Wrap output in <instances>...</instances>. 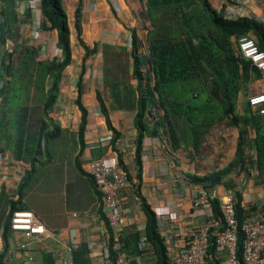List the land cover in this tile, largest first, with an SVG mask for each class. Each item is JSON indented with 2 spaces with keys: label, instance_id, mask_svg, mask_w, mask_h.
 Instances as JSON below:
<instances>
[{
  "label": "trees",
  "instance_id": "obj_1",
  "mask_svg": "<svg viewBox=\"0 0 264 264\" xmlns=\"http://www.w3.org/2000/svg\"><path fill=\"white\" fill-rule=\"evenodd\" d=\"M15 2L0 0V152H8L29 169L20 182L18 200L8 201L10 209L2 225L4 248L0 253V264H7L5 255L12 231V214L27 210L22 202L24 190L37 169L51 162L50 144L61 137V128L54 124L51 113L59 98L63 72L71 62L70 30L62 0H40L41 28L56 32V48L61 51L60 59L51 60H40L39 45L30 44L23 38L24 21L20 19ZM143 3L144 15L149 21L143 42L132 31L130 53L126 55L125 50L120 49L111 57L114 62L106 56L104 75L107 86L110 84L114 91L111 95L116 108L135 111L136 191L139 192L142 176L144 134L161 136L171 150L184 151L193 161L208 151L205 139L220 123L238 130L234 157L220 171L203 177L191 176L193 185L211 195L210 190L216 185L229 187L222 180L230 172L253 164L257 183L264 186V114H259L248 103L249 91L260 81V74L237 50L238 40L248 37L264 51V25L248 17L227 18L224 11H217L208 0H143ZM25 18L30 20L29 12L25 13ZM74 29L78 43L84 49L77 84L80 88L85 61L95 50H90L80 38L79 7L75 10ZM143 44L147 57L142 52ZM131 79L136 82L134 87L130 84ZM241 99L242 112L239 114L237 106ZM98 102L107 127L116 137L100 95ZM75 104L80 112L78 140L81 153L87 110L82 105L80 91ZM250 130L254 132L253 138H250ZM249 151L255 152L252 162ZM118 162L125 169L121 161ZM75 167L80 174L89 176L82 169L79 157L75 159ZM89 178L95 187L93 179ZM96 193L98 213L108 232L106 241L111 264H116L119 253L125 254L133 264L139 256L146 258V264H171L165 240L159 233L157 215L144 198L138 194L139 206L146 218L143 234L133 227H126L115 238L105 218L103 197L97 190ZM233 198L237 263L243 264L241 226L248 219L240 205V196L236 194ZM210 203L212 218L222 229L219 201L213 198ZM213 232L209 236L205 261L206 264H222L224 257L217 251ZM142 235L148 243L144 251L138 247ZM115 245L118 248H114ZM82 249L84 253L76 251L75 264H90L87 245ZM44 257L49 260L44 264H53L50 255Z\"/></svg>",
  "mask_w": 264,
  "mask_h": 264
},
{
  "label": "crops",
  "instance_id": "obj_2",
  "mask_svg": "<svg viewBox=\"0 0 264 264\" xmlns=\"http://www.w3.org/2000/svg\"><path fill=\"white\" fill-rule=\"evenodd\" d=\"M208 1L217 11H224L230 0ZM62 6L70 30L71 62L63 72L59 98L52 112L54 124L61 128L60 142L58 139L55 147L50 144L51 162L37 169L22 197V202L27 207L26 211L34 215L46 232L42 236L26 240L21 232L11 231L5 255L7 264H26L29 259L30 264L48 263L49 260L44 255H50L53 264H75L77 250L84 253L82 248L89 241H94L96 248H99L101 242L106 239L108 232L98 213L99 200L96 189L89 176L77 171L75 167L77 157L85 173L86 162L89 160L101 158L120 160L128 176L127 186L119 193L127 227L138 230L145 226L146 218L139 206V194L152 209L156 208L158 215L161 216L158 219V228L164 238L166 230L170 228H180L184 230L180 233L185 235V229L202 225L207 221L208 213L192 206V190L200 186L193 185L191 176L203 177L224 169L235 153L238 130L224 123L217 124L210 130L205 139L208 151L201 153L193 161L188 153L171 150L161 136L152 137L144 134L141 153L142 176L137 192V171L134 164V142L137 135L134 127L135 111L116 108L111 95L114 91L110 88V84L107 86L102 80L101 64L106 56L107 60L114 62V58L111 57H114L113 54L118 53L120 49L125 50L126 55L130 53L132 31H135L143 42L145 28H149V21L144 15L143 0H62ZM77 7L80 8V38L90 50H95L94 54L85 61L80 88L77 84L81 74L84 49L78 43L74 29ZM249 9L250 7L244 10L246 15L250 12L247 11ZM251 9L255 15L261 10L258 2L252 3ZM25 13L19 12L24 27L29 25ZM48 32L54 33V36L43 35L40 40L42 53L39 54V59L49 60L47 58L50 54L51 59H60L61 51L56 48V32ZM50 42L52 44L48 45ZM52 45L55 50L51 48ZM105 47L108 50H105ZM144 50L143 44L142 52L146 54ZM145 56L147 57V54ZM135 83L133 79L130 80L133 87ZM256 86L261 89L259 93L264 92V84L261 81H258ZM79 91L82 105L87 110V124L81 153L78 140L80 112L75 104ZM98 95L105 106L107 118L116 131V137L106 125V117L98 102ZM237 112L239 114L242 112L241 100ZM253 137L254 132L250 130V138ZM64 143L70 146L68 156L74 165L69 177L63 173L62 166L58 164L61 155L65 156L62 154L63 149L60 150V145ZM249 158L250 162L255 159L254 151H249ZM28 169V165L15 161L8 152H0V253L4 248V240L1 237L2 225L10 209L8 201L18 200V188ZM257 180L254 165L247 164L242 169L230 172L222 180L229 185L227 189L223 184L216 185L210 190L211 195L220 197L225 192H229L234 197L238 194L246 218L264 220V186L258 184ZM36 192L45 215H41L30 205V196ZM184 215L187 219L181 222ZM184 237L175 236L172 241L165 242L168 255ZM57 254H60L62 259L57 258ZM144 260L146 258H142V263L146 264ZM262 264H264V252Z\"/></svg>",
  "mask_w": 264,
  "mask_h": 264
},
{
  "label": "built area",
  "instance_id": "obj_3",
  "mask_svg": "<svg viewBox=\"0 0 264 264\" xmlns=\"http://www.w3.org/2000/svg\"><path fill=\"white\" fill-rule=\"evenodd\" d=\"M16 10L20 13L29 12L31 32L29 39L32 42H40L46 31L41 28V7L40 0H15ZM229 5L224 8L227 18H253L264 25V0H230ZM258 2L260 13L255 15L252 11V3ZM248 15L244 12L249 8ZM47 44V42H46ZM41 46V44H38ZM237 50L240 55L249 60L260 74V81L264 84V51L260 50L256 41L252 38L242 37L237 42ZM42 53L40 47L39 54ZM249 105L258 110L259 114H264V94L257 93L248 97ZM86 173L93 179L96 190L103 197V211L107 223L115 238L127 227L124 217V209L119 193L128 184L126 170L120 165L118 159H95L86 162ZM191 203L195 209H203L208 213V219L202 225L185 229V235L181 234L180 228H170L164 234L165 242H170L175 236H185L182 242L177 245L173 252L169 254L171 264H206V257L209 248V236L214 231L217 251L224 257L222 264L237 263V222L235 219L234 198L229 192L222 196L206 194L200 187L193 188ZM217 198L220 211L223 217L222 229L212 218L210 199ZM157 218L156 208L154 209ZM160 217V218H159ZM181 222L187 216L181 218ZM11 230L21 232L24 239L29 240L45 234L44 226L36 220L34 215L28 211H15L11 217ZM189 227V226H186ZM244 238L242 243L243 264H262V254L264 252V220L260 218L250 219L243 222L241 226ZM143 234L144 227L138 228ZM90 264H111L106 239L96 248L94 241L87 242ZM139 250L148 248L147 239L141 236L138 244ZM114 248H118L115 245ZM57 258L62 259L60 254ZM29 259L26 264H30ZM116 264H133L123 253L116 257ZM135 264H143L142 256L136 257Z\"/></svg>",
  "mask_w": 264,
  "mask_h": 264
},
{
  "label": "rangeland",
  "instance_id": "obj_4",
  "mask_svg": "<svg viewBox=\"0 0 264 264\" xmlns=\"http://www.w3.org/2000/svg\"><path fill=\"white\" fill-rule=\"evenodd\" d=\"M27 22H30V20H27ZM31 26H30V23H29V25H27L26 27H22V35H23V38L25 37L26 39H27V41L30 43V44H34V45H36V46H38V44H40V42H32L30 39H29V35H30V32H31ZM146 29V28H145ZM49 33H50V35H49ZM44 35H45V37L46 36H50V37H52V35L54 36V33H52V32H48V31H46L45 33H44ZM49 40H51V39H49ZM50 44H52V42H50L48 45H50ZM33 45V46H34ZM39 47V49H40V47L41 46H38ZM51 48H53V50H55L54 49V46L52 45L51 46ZM41 56V55H40ZM47 59H51V54H50V57L49 58H47ZM41 60V59H40ZM106 62H105V60L104 61H102V64H101V67H102V70H103V73H102V80L104 81V82H106L105 81V66H106V64H105ZM99 80H101V78L99 79ZM261 91V89H260V87H258V86H253L251 89H250V91H249V95L248 96H250V95H253V94H256V93H259ZM241 101H242V99H241ZM51 117H52V113H51ZM57 142H58V139L57 140H55V141H52L51 142V144H52V147H55L56 146V144H57ZM59 142H60V139H59ZM59 144V143H58ZM72 146V145H71ZM68 148H70V146H68L67 144H62V145H60V150H62L63 149V155H65L64 157L61 155V159L59 160L58 159V164L60 165V166H62V171H63V173H65L68 177L69 176H71V173L73 172V168H74V165H73V163H72V161L70 160V157L68 156L69 155V153H68ZM67 149V150H66ZM39 197V195H38V192H36L35 194H33L32 196H30V199H31V201H30V205L31 206H33L41 215H45V212H44V209H43V206H42V204H40V200L38 199V197ZM46 213H48V211L46 212Z\"/></svg>",
  "mask_w": 264,
  "mask_h": 264
}]
</instances>
